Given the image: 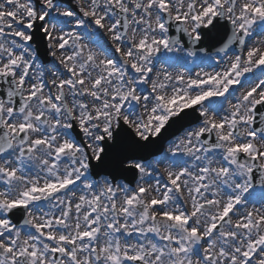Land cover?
Wrapping results in <instances>:
<instances>
[{
    "label": "snow or ice",
    "instance_id": "6c2138e0",
    "mask_svg": "<svg viewBox=\"0 0 264 264\" xmlns=\"http://www.w3.org/2000/svg\"><path fill=\"white\" fill-rule=\"evenodd\" d=\"M74 3L0 0V264H264V70L226 115L211 102L264 69V0ZM98 30L119 63L89 46ZM214 40L216 57L197 48ZM34 42L68 75L46 81ZM233 45L222 71L155 70L220 64ZM185 122L162 155H143Z\"/></svg>",
    "mask_w": 264,
    "mask_h": 264
},
{
    "label": "rangeland",
    "instance_id": "374dc122",
    "mask_svg": "<svg viewBox=\"0 0 264 264\" xmlns=\"http://www.w3.org/2000/svg\"><path fill=\"white\" fill-rule=\"evenodd\" d=\"M72 6L75 7V3L74 0H72ZM101 36V37H100ZM255 39V38H253ZM107 41V43H106ZM87 42V41H85ZM89 46L91 48H93V50L97 51L98 53L101 54V58H104L105 55H107L110 58L115 59L118 63H119V54L115 52V45L113 44V42L111 41V38L108 34H106L104 32V30H101L100 33L97 32V37H96V43H90ZM34 48V46H33ZM107 50V51H106ZM233 54H240V50L239 52L237 50H230L228 53V57H224L223 58V62L220 64H217L215 62V60H212L210 62H201L199 59L196 60L195 63H189L184 65L183 67H181L180 65H175V66H170L169 64L166 63H159V62H155V70H159V71H169L172 72L173 74L177 73V72H184L185 75H192L195 76L196 72H214V71H222L224 70L225 67H227V62H228V58L231 57ZM171 55V54H169ZM212 55V54H211ZM220 55L218 54H213V57H216ZM199 56V55H198ZM51 57V55H50ZM51 64H48L46 67H43L41 61L38 59L35 61V64L40 65L44 71H45V76L44 79L46 81H50L52 78H54L53 74L55 73L56 75H60L63 74V76H67V72L63 69V67L61 65H59L58 61H55L53 57H51ZM260 69H257L254 71V73H249L246 74V76L244 78H242L241 80V84L239 85H234L232 89H230V92L227 95L228 99L227 101L224 98H219L218 100H213L211 102L213 103H223L224 105V109L225 111L221 113V115H226L227 114V109L229 107V103H235L236 97L240 96L241 93H243L247 88L250 87V81L251 82H255L256 79L260 76ZM30 75H32V73L30 72ZM93 75H95V72H93ZM144 89V93L147 94L150 91V88L146 85H142L140 86ZM49 88H52L51 84L49 83ZM49 89L46 88L45 92H47ZM170 90V89H169ZM52 91L54 92L55 89L52 88ZM206 104L209 103V101L205 102ZM142 111L141 109L137 108V112ZM198 113V112H197ZM194 127V126H193ZM184 134V132L180 135L177 136L175 139H173L172 141H175L177 138L181 137ZM168 146L166 147V150L168 149ZM165 150V151H166ZM163 165L160 166V171H163ZM41 176H43V174H41ZM165 182L162 180V183ZM153 184H155V179H153L152 181ZM120 184V183H118ZM82 188V186H81ZM78 194H80L79 190L76 191V196L78 197ZM255 207H260L261 205L257 202L255 205ZM249 208L253 207L252 204L248 205ZM47 210V209H45ZM57 215L59 214V209H54L53 210ZM22 228V227H21ZM23 231L27 232V231H32L31 229H27V228H22ZM153 239H156L155 237H153ZM133 242H136V237L134 235V237L132 238Z\"/></svg>",
    "mask_w": 264,
    "mask_h": 264
},
{
    "label": "water",
    "instance_id": "95a60500",
    "mask_svg": "<svg viewBox=\"0 0 264 264\" xmlns=\"http://www.w3.org/2000/svg\"><path fill=\"white\" fill-rule=\"evenodd\" d=\"M181 35L185 38V40L187 41V37L183 35V33H181ZM227 35H230V32L227 29L221 28L219 30V38H222L224 40L227 39ZM199 47H204L206 48L208 51L212 52V53H217V49L219 47L222 46V44L217 43L215 40L212 41V46L210 47L209 42L205 41L203 42L201 45H198ZM198 48V47H197ZM8 85L7 84H1V89H0V94L1 95H5L6 94V89H7ZM18 99V98H17ZM260 111L264 112V108L260 109ZM194 116H196L194 114ZM192 124H189L187 122L184 123V126L181 127L179 125H175L173 126L171 129L168 130L167 133H165V139L159 144L157 145L158 147H160L161 149L164 147V145L168 142V140H170L171 138L175 137L176 135H178L181 131H183L187 126H190ZM260 122H259V114L257 116V120L256 123L254 124V127L259 128ZM157 148V147H155ZM154 149V148H153ZM150 149L149 151L143 153V155L146 156V158L148 159L149 157H151L153 154H159L158 151ZM152 152V153H151ZM149 155V156H148ZM20 218L22 219V216H20Z\"/></svg>",
    "mask_w": 264,
    "mask_h": 264
}]
</instances>
